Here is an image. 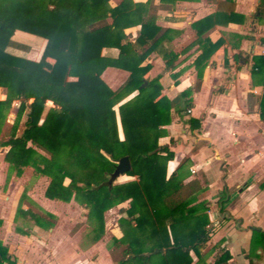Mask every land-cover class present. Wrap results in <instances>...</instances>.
<instances>
[{"label": "trees", "instance_id": "obj_1", "mask_svg": "<svg viewBox=\"0 0 264 264\" xmlns=\"http://www.w3.org/2000/svg\"><path fill=\"white\" fill-rule=\"evenodd\" d=\"M110 1L0 0L4 159L16 176L29 170L33 177H46L44 197L84 207L93 240L103 232V213L127 201L117 221L122 235L111 237L117 264H208L201 252L211 233L209 203L201 199L206 188L196 178L183 182L179 166L167 171L173 152L158 139L165 136L172 112L192 106L191 92L219 45L201 37L210 17L193 24L201 48L193 61L194 86L168 99L158 76L148 78L150 64L144 61L156 52L164 69H173L176 55L165 46L171 30L155 20L157 9L178 0ZM133 26L139 29L131 39L124 29ZM15 31L30 36L14 38ZM40 41L38 58H27L22 49ZM46 58L53 60L48 70L42 69ZM257 59L264 57H252V70L259 68ZM106 67L128 73L115 89L100 76ZM13 102V119L4 131ZM259 115L264 117V95ZM123 156L129 161L123 175L130 179L119 182L112 174ZM53 221L24 189L15 209V232L27 235L30 226L48 228ZM190 252L197 257L194 263ZM228 258L220 249L209 264H226ZM0 264H14L1 243Z\"/></svg>", "mask_w": 264, "mask_h": 264}, {"label": "crops", "instance_id": "obj_2", "mask_svg": "<svg viewBox=\"0 0 264 264\" xmlns=\"http://www.w3.org/2000/svg\"><path fill=\"white\" fill-rule=\"evenodd\" d=\"M204 17H210L205 23L210 28L201 37L219 45L207 59L198 87L191 92L189 112H172L170 124L164 127L166 135L158 143L168 145L173 152L168 172L179 166L183 182L196 178L206 188L201 198L209 203L211 233L201 251L206 263H212L222 249L229 255L226 264H264V117L259 115L264 95V59H257L259 68L252 70V57H264V0H178L169 8L157 9L155 24L171 30L170 42L165 46L176 57L172 70L164 69L156 52H151L144 63L150 64L148 78L158 76L161 92L168 99L193 87V61L201 52L193 24ZM138 29L133 26L124 32L133 39ZM29 36L14 32V38ZM42 44L40 41L35 55L27 53V58L36 60ZM51 62L46 58L44 68L49 69ZM127 74L125 70L106 67L101 78L105 80V75H110V82H105L115 89ZM171 74L176 77L173 79ZM3 98L0 88V99ZM9 114L13 117V113ZM189 118L196 123H188ZM5 152L6 148H0V243L7 247L14 264H117V258L112 256L117 249L111 237L122 235L117 221L127 201L103 213V232L93 240L86 211L78 217L75 229L69 226L72 214L53 208L69 207L72 200L44 197L48 179L32 176L36 182L44 180L41 200L31 197L28 190L26 195L54 216L53 225H32L27 235L17 233L14 215L24 190L20 177L25 171L16 176L4 159ZM129 179L126 176L119 182ZM190 256L194 263L197 257L192 252Z\"/></svg>", "mask_w": 264, "mask_h": 264}, {"label": "rangeland", "instance_id": "obj_3", "mask_svg": "<svg viewBox=\"0 0 264 264\" xmlns=\"http://www.w3.org/2000/svg\"><path fill=\"white\" fill-rule=\"evenodd\" d=\"M125 30V29H124ZM131 35V34H130ZM25 47H27V46H25ZM38 46H36V47H27V48H23L22 50H25V51H27V53L28 54H31V55H35L36 53H37V50H38ZM27 54V55H28ZM52 63V62H51ZM51 66V65H50ZM49 66V67H50ZM42 69H45V70H48V68L46 67V68H44V66H42ZM101 76V75H100ZM105 78L107 79H105V80H103L104 82L105 81H108V83L110 82V75H105ZM119 80H121V78L119 77ZM106 84H107V82H105ZM107 86H108V84H107ZM109 87V86H108ZM110 88V87H109ZM48 104H46V105H51L49 102H47ZM13 105V107L11 108V110H10V112L9 113H13L14 112V107H15V104L13 103L12 104ZM7 114V116H6V120H7V122H4L3 124H2V130H7V128H8V126H9V124H10V122L12 121V116L10 115V114ZM119 130H120V127H119V124H118V133H119ZM120 135H121V133H119ZM166 135V134H165ZM126 178V176L124 175L123 176V174L122 175H119L118 176V181L119 180H123V179H125ZM20 183L22 184V187L25 189V190H28V194L29 195H31V197H33L34 199H39V200H41L40 199V196H41V190H42V188L44 187V185L42 184V181H44V180H38L37 182H36V180H34L33 179V177L30 175V172H29V170H26L25 171V173L20 177ZM116 179V180H117ZM66 183H67V180L65 179L64 180ZM54 210H56V211H58L59 213H71L72 214V216L70 217V220H69V226H71V227H74V229H75V227H77L78 225H79V223H78V221H77V219H78V217H80V216H82V214L83 213H85V209H84V207H82V206H80L79 204H77L76 202H74V201H72V202H70V204H69V207H63V206H61V207H58V206H55L54 205V208H53ZM10 210V207L8 208V209H6L5 210V214H6V212H8ZM82 213V214H81ZM208 214V213H207ZM73 229V228H72ZM113 256V258H118V256H119V253H118V250H115L114 251V254L112 255Z\"/></svg>", "mask_w": 264, "mask_h": 264}, {"label": "water", "instance_id": "obj_4", "mask_svg": "<svg viewBox=\"0 0 264 264\" xmlns=\"http://www.w3.org/2000/svg\"><path fill=\"white\" fill-rule=\"evenodd\" d=\"M144 83H142L143 85ZM141 86V85H140ZM129 169V161L128 158L126 156L121 157L120 159H118L116 165H115V169L113 171L112 176L113 177H117L119 175H122L124 172H126Z\"/></svg>", "mask_w": 264, "mask_h": 264}, {"label": "built area", "instance_id": "obj_5", "mask_svg": "<svg viewBox=\"0 0 264 264\" xmlns=\"http://www.w3.org/2000/svg\"><path fill=\"white\" fill-rule=\"evenodd\" d=\"M186 112H189V110H187Z\"/></svg>", "mask_w": 264, "mask_h": 264}]
</instances>
